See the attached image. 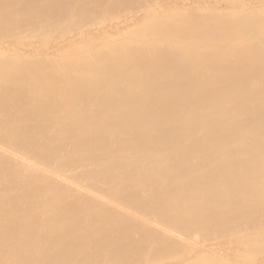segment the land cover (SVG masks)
Returning <instances> with one entry per match:
<instances>
[{"label":"bare ground","instance_id":"bare-ground-1","mask_svg":"<svg viewBox=\"0 0 264 264\" xmlns=\"http://www.w3.org/2000/svg\"><path fill=\"white\" fill-rule=\"evenodd\" d=\"M0 264H264V0H0Z\"/></svg>","mask_w":264,"mask_h":264},{"label":"rangeland","instance_id":"rangeland-1","mask_svg":"<svg viewBox=\"0 0 264 264\" xmlns=\"http://www.w3.org/2000/svg\"><path fill=\"white\" fill-rule=\"evenodd\" d=\"M23 30H24V29H23ZM23 30L19 32V35H20L19 38L22 39V40H26L25 42L23 41L24 44L21 43L22 40H15L14 42H12L13 44H14V43H15V44L18 43V44H16V45H20V43H21L20 47L23 46L22 49L25 47V45H26V46L29 45L28 48H30V47H31V48H33V47H34V48H41V47H43L44 45H47L48 43H50V42H52V41H54V40L56 41V38H39L38 40H40V41H38V40H37L38 36H37V38H36V36H33V38H32V37H31V34L28 33V32H30L29 30L27 31V33H28L29 35L26 33V30H27V29H26L25 31H23ZM23 33H24V34H23ZM22 34H23L24 36H23ZM39 37H40V36H39ZM19 38H17V39H19ZM26 38L28 39V41H27ZM31 38H32V39H31ZM32 40H33V41H32ZM34 40H36V41H34ZM42 40H43V41H42ZM50 40H52V41H50ZM57 40H58V37H57ZM37 41H38V42H37ZM8 42H10V41H8ZM33 42H35V43L32 44ZM36 42H37L38 44H37ZM27 43H28V45H27ZM41 43H43V44H41ZM22 44H23V45H22ZM30 44H31V45H30ZM33 45H34V46H33ZM37 45L40 46V47H38ZM18 47H19V46H18ZM26 49H27V48H26Z\"/></svg>","mask_w":264,"mask_h":264}]
</instances>
